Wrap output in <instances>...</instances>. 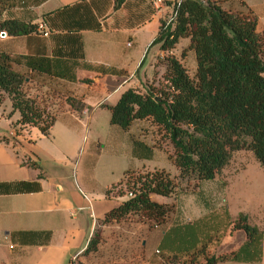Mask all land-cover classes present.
<instances>
[{"label":"crops","instance_id":"0c3cea01","mask_svg":"<svg viewBox=\"0 0 264 264\" xmlns=\"http://www.w3.org/2000/svg\"><path fill=\"white\" fill-rule=\"evenodd\" d=\"M172 1L162 0L157 6L152 0H11L2 11L0 18L17 19L31 24V29L22 33L4 29L5 34L0 36V52L46 56L53 73L29 70L16 61L11 62V67L34 73L37 78L30 83L37 88L46 86L39 78L56 79L60 85L53 88L66 92L65 96L81 97L86 106L76 111L65 101L64 107L55 112L46 133H41L35 125H27L21 128L23 132L15 134L10 125L19 116L18 111L12 108H9L10 114L0 111V117L7 120L10 116L8 132L2 133L8 138L0 139V264L107 263L96 257L107 233V222L102 224L96 248L86 254L82 252L97 221L114 204L113 197L104 194V188L118 180L127 167H163L145 163L153 158L156 147H151L150 155L133 154L128 131L108 122L113 146L82 154L79 161L83 172L81 184L70 178L61 181L64 175L60 174L44 175L41 159L63 169L64 164H73L80 141L78 126L93 116L106 118V112L97 110L98 106H104L101 102L112 103L125 87H140L141 81L150 75L154 56L163 53L152 39L160 19L170 14ZM220 1L227 5L237 4L238 0ZM241 1L256 14V30L264 32V0ZM42 30L47 33L42 34ZM185 42V37L180 38L171 52L177 53ZM146 54L154 56L143 65ZM95 74H101V89L86 87L80 81L82 76ZM0 93L4 92L0 90ZM5 97L9 100L4 93L0 103ZM12 134L17 139L11 138ZM144 142L152 143L150 140ZM112 170L115 175H109ZM149 196L167 202L156 199L154 193ZM208 198H202L191 218L202 221L209 214L219 213L217 227L210 230L205 241L208 254L216 255L234 248L245 238L241 228L224 226L225 221L239 211L261 230V241L256 255L215 259L207 264H264V195L248 196L240 203L227 197L217 201L212 200L215 197ZM179 211L181 206L175 205L174 218L180 217ZM113 220L119 225L111 229L117 260L127 264L124 256L130 251L129 256L136 258L137 263L155 264L153 260L158 254L153 255L147 248L153 244V251L157 252L162 226L140 220L126 229L119 220ZM132 235L140 245L137 254L126 244L127 237ZM163 253L169 252L163 249ZM85 256L86 262L82 259Z\"/></svg>","mask_w":264,"mask_h":264},{"label":"trees","instance_id":"16d2710c","mask_svg":"<svg viewBox=\"0 0 264 264\" xmlns=\"http://www.w3.org/2000/svg\"><path fill=\"white\" fill-rule=\"evenodd\" d=\"M10 2L0 0V16ZM171 8L170 14L160 19L152 39L163 51L161 54H165L160 79L155 85L148 84L145 90L127 86L112 103L101 102L108 108V121L128 131L133 154L150 155L151 147L159 146L152 139L147 145L144 141L148 140L143 136H135L130 127L133 122L146 119L161 128L172 144L166 156L180 178L211 179L228 162L231 152L240 148L249 149L264 167V32L256 30V14L241 0L227 5L220 0H173ZM0 27L22 33L30 30L31 24L6 17L0 18ZM183 37L185 44L177 53L171 52ZM184 54L194 56L191 74L183 63ZM12 61L21 62L29 70L52 74L50 61L46 56L0 52V90L9 97L11 108L19 113L12 126L35 125L41 133H46L55 112L44 113V108L25 92L21 86L24 76L11 67ZM80 81L89 88L102 87L101 74L82 76ZM65 101L76 111L86 106L81 97L70 94L65 96ZM0 139L7 137L0 135ZM130 169H124L122 175ZM121 178L104 188L106 196H111L110 186ZM175 187L172 175L163 167L137 172L126 182V192L130 195L108 207L97 222L137 214L149 225L162 226L158 254L193 253L204 257L201 264L258 254L261 230L249 223L242 211L228 218L224 226L241 228L245 238L234 248L208 254L205 241L210 230L217 227L219 213L209 214L202 221L201 218L169 219L172 205L150 198L149 193L167 195ZM122 193L119 190L117 194ZM97 226L82 252L96 248ZM163 249L169 253H163Z\"/></svg>","mask_w":264,"mask_h":264},{"label":"rangeland","instance_id":"374dc122","mask_svg":"<svg viewBox=\"0 0 264 264\" xmlns=\"http://www.w3.org/2000/svg\"><path fill=\"white\" fill-rule=\"evenodd\" d=\"M164 55L165 54H157L156 56H154V54H146V56L144 57L143 65L153 56L154 61L150 75L145 77V79L141 81L140 87L138 86L140 90H145L148 84H157V79H160V74L164 70V59L162 57ZM193 62V54L183 55V63L185 64L187 71L190 74ZM20 72L24 76V79L21 82L22 88L38 102L39 106H42L44 108V113H54L64 107L66 92L53 88L60 85L56 81V79H51L50 77H47L48 79L46 77L39 78L40 82L45 83L46 86L37 88L38 86H33L34 83H30L32 79L37 78L34 73L28 72L26 69H22L20 70ZM63 90L65 89L63 88ZM0 94L2 95L3 93ZM92 97L90 99H92ZM9 104V100L6 97L4 98V100L2 99L0 103V111H5L10 114L9 110L11 109V106H9ZM97 110H103L104 112H106L107 117H104L102 120V117L95 118L93 116L87 123L80 124L78 126L80 141L76 151V155L73 158V164H64L63 169L61 167L53 165L50 161L42 158L41 169L44 175L49 176L53 174H60L64 175L62 176L61 181L70 178L81 184L80 174H82L83 172L81 171V164L79 163V161L82 154L87 153L88 151H92L95 153L101 148L107 149L109 146H113L112 137L109 130L110 125L108 123V108L106 106H98ZM9 121L10 116L7 120L0 117V135H4L5 137H7L2 133L8 132V127L10 124ZM11 126L12 124L10 125V127ZM23 127H27V125L16 124L12 126L15 134L18 132H23L21 129ZM131 130L136 133L135 136H138L139 138L143 136V138L148 141L152 139L153 141H155L156 145H159L156 147V149H154L155 155L153 156V158L145 162L147 165L153 164L163 166V168L168 167L169 169H172L170 172L176 170L175 173H171L176 184L175 189L170 192L167 197L154 193L156 199H164L172 205V210L168 215L169 219L171 220L172 218H174L173 212L175 205H177L178 208H180L181 206V211H179L181 212L179 220H191L192 213L197 212L198 205L201 203L202 198L204 197H209L208 200H211L210 198L215 197L214 199H212L213 201L219 200L220 197L221 199L223 197H227L228 200L232 198L234 201H238L240 203L248 196L264 195V167H262L258 163L249 149L240 148L232 151L228 162L214 175V177L210 180L204 179L207 181L203 182L191 176L187 178H180L177 176V169L175 168L171 160H169L166 156V151L172 150V144L161 128L155 126L154 124L150 123V121L145 119L142 121H137V123L131 127ZM15 134H12L11 138L14 137V139H17V137H15ZM150 136H152V138H150ZM155 167L156 166H150V168H145L142 166L134 167L123 174L121 181L115 183L109 188V195L113 197L114 203L127 196L126 182L131 180L137 172L146 169H152ZM97 169L96 172L98 174ZM91 174L92 172H90V176ZM109 175H115L113 170L111 172L109 171ZM119 190H122L123 193L117 194ZM118 220L122 223V226L124 225L126 229H129V227L136 221H146L139 217L137 214L133 213L128 214ZM102 224L103 223H96V226L98 225L97 227L99 228V238L101 236L100 229L102 227ZM117 227H119V225L114 220L107 221L106 223L105 228L107 229V233L105 235V238H103L98 256H96L98 258L100 257L101 262L105 261L108 264H125L123 261L119 262L117 260L118 255L116 250L113 249L114 247L112 245L113 236L111 235V229ZM127 238L129 239L126 240V244L127 246H132L131 252H135L136 254L139 253L140 245L138 239L136 240V236L132 235L128 236ZM167 239L168 237L165 238V240ZM191 239H194V237L192 236ZM159 248H161V246H159ZM147 249L148 252L153 253V255L158 254V252L153 251V244L149 245ZM84 253L86 254V252ZM129 255L130 251H127L126 255L124 256V258L128 260L127 264H140L137 263L138 260L136 258ZM120 257L123 258V255ZM82 259L86 262L87 258L85 256L82 257ZM203 260L204 257H199L197 254L193 253H185L179 255L158 254V258L154 259L153 262L155 264H180V262L182 263L183 261L185 264H201Z\"/></svg>","mask_w":264,"mask_h":264},{"label":"built area","instance_id":"2783aa9c","mask_svg":"<svg viewBox=\"0 0 264 264\" xmlns=\"http://www.w3.org/2000/svg\"><path fill=\"white\" fill-rule=\"evenodd\" d=\"M152 2H153V4L158 6L162 2V0H152ZM46 33H47L46 30H42V34H46ZM4 34H5V30L0 29V36H3ZM127 195H130L129 191L127 192Z\"/></svg>","mask_w":264,"mask_h":264}]
</instances>
